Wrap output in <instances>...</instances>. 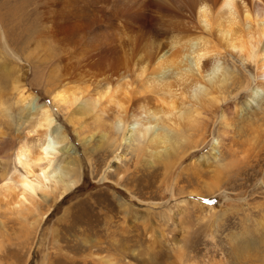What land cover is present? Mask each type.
I'll list each match as a JSON object with an SVG mask.
<instances>
[{"label": "bare ground", "instance_id": "1", "mask_svg": "<svg viewBox=\"0 0 264 264\" xmlns=\"http://www.w3.org/2000/svg\"><path fill=\"white\" fill-rule=\"evenodd\" d=\"M28 4L32 7L26 13ZM18 43L34 46L32 56L41 55L53 73L58 71L48 89L41 86L45 96L53 95V108L27 87L28 75L38 65L29 62L30 68L22 70L13 63L12 57L19 60ZM236 62L244 69L237 67L234 74L229 66ZM246 70L253 72L249 80L241 74ZM178 87L182 99L174 96ZM11 90L18 94L20 121L30 124L27 134H36L31 141L19 143L15 170L11 174L7 170L1 180L0 196H13L15 204L33 203L40 189L46 200L49 182L59 192L56 201L80 183L79 159L69 149L59 150L66 139L52 130L57 104L69 113L81 100L76 113L82 116L101 107L97 122L103 144L122 125L130 136L159 148L152 158L168 162L186 140L181 131L197 121L206 124L211 108H217L229 130L230 116L240 110L239 92L249 90L253 101L264 103V0H0V143H5L12 127L8 107L3 105ZM229 110L235 112L230 115ZM261 112L246 117L236 138L228 137V131L222 134L230 138L227 157L232 158L224 169L238 167L232 174L240 190L262 171ZM127 134L122 140L116 134L111 141L122 145ZM81 140L89 142L87 137ZM59 151L66 159H59ZM5 153L0 152V161L8 159ZM253 158L255 166L250 163ZM259 225L264 226L263 217Z\"/></svg>", "mask_w": 264, "mask_h": 264}, {"label": "rangeland", "instance_id": "2", "mask_svg": "<svg viewBox=\"0 0 264 264\" xmlns=\"http://www.w3.org/2000/svg\"><path fill=\"white\" fill-rule=\"evenodd\" d=\"M28 5L26 13L31 11ZM40 26L39 22V32ZM16 47L20 61L12 57L15 65L22 70L30 68L29 62L38 65L29 73L27 87L53 108V95L45 96L41 86L48 89L58 71L53 73L41 55L32 56L34 46L18 43ZM237 67L244 69L239 62L229 69L235 74ZM241 74L249 80L253 72ZM177 89L175 98H184L179 97L182 87ZM8 95L3 105L13 122L8 131L4 120L8 135L0 143V152L5 150L8 159L0 161L7 162L4 168L0 165V185L5 172L15 170L19 143L36 137L27 134L30 124L20 121L18 94L11 90ZM237 97L239 113L231 115L235 110H229L232 129L227 130L221 113L211 108L204 119L209 125L197 121L181 131L188 147L183 143L168 162L152 158L159 148L130 136L122 125L116 133L118 140L127 134L122 145L111 141L116 134L103 144L97 122L101 107L93 111L95 115L82 116L76 113L81 100L69 113L57 104L52 130L66 139L59 150L69 149L79 159L80 183L57 201L54 196L59 192L50 182L46 200L41 189L33 203L15 204L13 196H0V264H264V226L259 225L264 218V161L258 177L247 181L242 190L232 174L238 167L224 169L232 162L227 157L230 138L238 136L247 118L261 115L264 103L253 101L249 90ZM227 131L230 138L223 136ZM83 137L89 142L83 143ZM59 154V159H66L67 155ZM255 161L251 159L252 166Z\"/></svg>", "mask_w": 264, "mask_h": 264}]
</instances>
